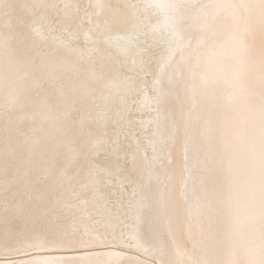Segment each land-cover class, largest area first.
Returning a JSON list of instances; mask_svg holds the SVG:
<instances>
[{"label":"bare ground","instance_id":"obj_1","mask_svg":"<svg viewBox=\"0 0 264 264\" xmlns=\"http://www.w3.org/2000/svg\"><path fill=\"white\" fill-rule=\"evenodd\" d=\"M133 58L152 84L117 124ZM116 133L123 232L86 187ZM29 185L56 224L0 264H264V0H0V188Z\"/></svg>","mask_w":264,"mask_h":264},{"label":"snow or ice","instance_id":"obj_2","mask_svg":"<svg viewBox=\"0 0 264 264\" xmlns=\"http://www.w3.org/2000/svg\"><path fill=\"white\" fill-rule=\"evenodd\" d=\"M129 29L122 33L110 34L106 38V43L113 45L123 53L122 41L125 39ZM57 40L55 36L52 37ZM62 45L64 42L59 41ZM133 67L140 71L138 77L118 74L117 78L107 84L102 93L101 99L105 103L107 118L122 124L125 119L131 118L134 109L138 107L137 101L143 97L147 99L146 93L152 84V64L146 58L144 62L132 59ZM115 139L107 138L97 142V146L102 149V154L113 161L109 165L89 166L86 187L90 188L97 199L92 201L94 205L100 206L101 215H106L109 220V227L123 228L117 222L116 217L121 214V209L115 208L108 196L110 191L121 187L118 168L115 161L119 159V137L114 134ZM3 188H0V245L4 250L13 251L8 245L19 246L21 240L29 235H39V230L56 224L57 217L55 209L49 202V197L43 192L33 194L31 186H27V197L25 200L17 198L13 193L11 197L5 198ZM24 264H38L37 261H25Z\"/></svg>","mask_w":264,"mask_h":264}]
</instances>
